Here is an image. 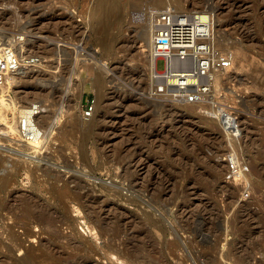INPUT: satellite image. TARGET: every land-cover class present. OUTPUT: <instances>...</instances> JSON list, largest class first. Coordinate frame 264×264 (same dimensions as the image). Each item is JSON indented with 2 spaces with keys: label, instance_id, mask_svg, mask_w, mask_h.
Wrapping results in <instances>:
<instances>
[{
  "label": "rangeland",
  "instance_id": "obj_1",
  "mask_svg": "<svg viewBox=\"0 0 264 264\" xmlns=\"http://www.w3.org/2000/svg\"><path fill=\"white\" fill-rule=\"evenodd\" d=\"M176 2L160 6L211 11L216 48L236 56L217 101L239 115V135L208 104L150 95L156 65L146 33L160 0H0V30L19 35L36 61L0 129V264H86L76 257L95 247L91 264H264V0ZM26 108L38 112L36 125L48 122L27 142L14 117ZM103 124L113 131L102 133ZM129 161L136 173L126 177ZM76 180L104 206L100 218L87 215L93 202L67 209L59 199ZM43 209L57 216L53 227L34 218Z\"/></svg>",
  "mask_w": 264,
  "mask_h": 264
},
{
  "label": "built area",
  "instance_id": "obj_2",
  "mask_svg": "<svg viewBox=\"0 0 264 264\" xmlns=\"http://www.w3.org/2000/svg\"><path fill=\"white\" fill-rule=\"evenodd\" d=\"M215 28L214 14L209 10L179 12L169 6L152 14L150 53L156 63L155 73L151 76L152 97L174 104L203 102L209 105V111H218L223 104L217 100L226 94L221 91L220 84L226 80L225 74L231 72L221 65L215 67ZM17 36L19 38L7 36L0 30V129L5 127L3 114L14 89L20 84L22 72L27 65L36 62L34 57L25 55L23 42ZM158 60L164 61L162 71L157 68ZM211 112L209 115L218 120ZM17 113L18 136L31 139L35 130L24 122L21 125ZM221 119L227 129L240 134L236 111L231 109ZM261 252H264V240Z\"/></svg>",
  "mask_w": 264,
  "mask_h": 264
},
{
  "label": "bare ground",
  "instance_id": "obj_3",
  "mask_svg": "<svg viewBox=\"0 0 264 264\" xmlns=\"http://www.w3.org/2000/svg\"><path fill=\"white\" fill-rule=\"evenodd\" d=\"M177 2V4L178 5H180V6H182V4L181 3H183V0H176ZM233 1V2H232ZM161 2H162V0H160V3H159V6H160V4H161ZM227 2H228V4H229V6L231 7V8H236L237 7V4L238 3H236L237 2V0L235 1V0H227ZM174 3V2H173ZM162 5H164V4H162ZM162 5L160 6V7H162ZM165 5H168V4H166V2H165ZM184 5V4H183ZM157 7V6H156ZM156 7H155V9H156ZM160 7L156 10V11H158V10H160ZM168 7V6H167ZM185 7V6H184ZM162 8H164V7H162ZM166 8V7H165ZM178 11V10H177ZM181 12V11H180ZM53 18H55V17H53ZM51 19V18H50ZM150 28L147 30V33H146V37L149 35V37H148V39L150 38V44H149V46H151V40H152V21L150 22ZM246 24V23H245ZM254 26V25H253ZM252 26V27H253ZM142 27H143V25H142ZM247 27V26H246ZM250 27V28H249ZM247 29H249V30H251V26H249ZM246 30V29H245ZM253 30V29H252ZM264 30V29H263ZM241 31V30H240ZM247 32H249V31H247ZM250 33V32H249ZM216 34H217V32H215V42H214V55H213V58H214V64H215V67H216V65H221L222 67H225V69L226 70H228V69H230L232 66H233V63H234V61H235V58L234 57H236V56H232L231 54H229V53H226V52H222L221 51V47L220 48H216V42H217V39H218V37L216 36ZM17 38H19L18 36H16ZM247 39H248V37H247ZM257 41H258V39H257ZM256 41V42H257ZM261 41V40H260ZM148 42V43H149ZM41 43V42H40ZM44 43V42H43ZM22 44V43H21ZM28 44V43H27ZM259 44H264L263 42L261 43V42H259ZM258 44V45H259ZM147 45V44H146ZM222 45V44H221ZM220 46V45H219ZM261 46V45H260ZM263 46V45H262ZM264 47V46H263ZM150 48V47H149ZM146 50V49H145ZM149 50V49H148ZM146 52H148V51H146ZM149 52H150V50H149ZM150 55L153 57V55L150 53ZM150 59V58H149ZM155 60V59H154ZM152 62V61H151ZM35 62H32V63H30L29 65H33ZM234 64H236V61H235V63ZM155 65H156V63H155ZM28 66V65H27ZM155 68H156V66H155ZM32 71V70H31ZM229 71V70H228ZM230 72H231V70H230ZM42 73H43V71H42ZM154 73H155V69H154ZM154 73H153V75H154ZM25 74V73H24ZM44 74H45V72H44ZM44 74H41L40 72H38V73H36V72H30V73H26L25 75H24V77H27V78H30V77H34V76H36V77H39V75H44ZM227 74V73H226ZM229 75V74H228ZM45 76V75H44ZM235 76V75H234ZM22 79V78H21ZM230 82V81H229ZM224 83V82H223ZM229 86V85H228ZM257 97V96H256ZM255 97V98H256ZM254 99V98H253ZM259 99L261 100V99H264L263 98V96H260L259 97ZM255 100V99H254ZM258 100V99H257ZM259 100V101H260ZM259 103V102H258ZM257 103V104H258ZM110 103H108L107 102V104L106 105H109ZM201 102H199L198 104H195V105H199V106H201ZM204 104V103H203ZM253 104V103H252ZM263 104V101H261V105ZM189 105V104H188ZM224 105V104H223ZM227 105V104H226ZM206 106V105H205ZM203 106H201V108H202ZM226 107V106H225ZM252 107V106H251ZM7 108H9L8 106H7ZM229 108V107H228ZM264 108V107H263ZM27 109V112H29V113H24V114H21V119H20V123H21V125H22V123L24 122L25 123V125H27V124H29V128H31V129H33V130H35V132H34V134H33V136H32V138L31 139H29V138H25V137H21V139L23 140V141H32V140H34L35 139V137L37 136V132H39L40 131V128L42 129L43 127L44 128H46L45 127V125L48 123H43V124H39V125H36L35 124V122H36V120H35V116H36V114L38 113V112H36V110L33 108V109H31V108H26ZM25 109V110H26ZM207 109V108H206ZM226 109V108H225ZM225 109L224 108H219L218 109V111L216 110L215 112H211V111H209V112H211V113H213V114H215L214 115V117H219V116H221L224 112H225ZM209 110V109H208ZM228 111V110H227ZM7 114V113H6ZM9 114L10 113H8V116H9ZM220 114V115H219ZM226 114H229L228 112L226 113ZM6 116V118H7V115H5ZM15 117V116H14ZM10 118H12L11 117V115H10ZM105 120H107V119H102V122H104ZM14 121H15V119H14ZM221 121H222V119H221ZM221 121H219V122H221ZM16 122V121H15ZM52 122V121H51ZM106 122V121H105ZM54 123V122H53ZM76 123V122H75ZM222 123V122H221ZM49 125V124H48ZM71 125V124H70ZM74 125H77V124H73L72 125V127H70V128H74L75 126ZM104 126H101L100 127V131L102 132V133H106L107 131H113V129L111 128V127H108V126H106L105 124H103ZM66 126H68V124L66 125ZM65 126V127H66ZM27 127V126H26ZM43 128V129H44ZM68 128V127H67ZM66 128V129H67ZM61 129V128H60ZM39 130V131H38ZM55 130H57L56 128H55ZM68 130V129H67ZM72 130V129H71ZM54 131V130H53ZM51 132V134H53L54 132ZM235 131V130H234ZM57 132V131H56ZM50 134V133H49ZM55 134V133H54ZM40 135H42V133H41V131H40ZM59 136V135H58ZM56 138V137H55ZM102 140H104V138H102ZM119 161H120V159H119ZM19 165V164H18ZM130 165H132V162L131 161H129L128 163H127V166L125 167V172H124V176H130V175H133L134 173H136V171L135 170H133L134 172L133 173H131V166ZM69 167V166H68ZM253 167H255V169L256 168H258V166H253ZM52 170V169H51ZM256 170H259V169H256ZM55 173V172H54ZM51 176H53L54 178L55 177H57V174L55 175V174H52ZM52 177V178H53ZM74 177V176H73ZM58 179H59V177H58ZM79 179V178H78ZM70 181V180H69ZM71 181H72V179H71ZM75 181V180H74ZM81 181V180H80ZM79 180H76V188H69V187H65V188H61V189H59V190H61V191H59L60 193H59V199L61 198V200L64 202V205H66L65 207H67V201H69V202H83V203H92L93 202V199L95 200H97V198H95V196H93L92 195V193H93V191H92V193H91V191H89V192H86V191H88V190H86L83 194L82 193H80L79 191H80V189L79 188H84V187H86V185H84L83 183H81ZM64 183H65V181H64ZM69 182L67 181L66 182V184H68ZM69 185V184H68ZM75 186V185H74ZM91 190V189H90ZM99 200V199H98ZM38 201V200H37ZM172 201V200H171ZM177 201V200H176ZM175 201V202H176ZM77 202V203H78ZM97 202V203H96ZM98 202L99 201H95V202H93L94 203V205H93V207H92V209H91V211L89 212V214H87V215H89L90 216V218H96V219H98V218H100L101 217V213H102V211H103V209H104V206L103 205H99L98 204ZM90 203V204H91ZM92 203V204H93ZM100 204H101V202H99ZM176 203H178V202H176ZM112 205V204H111ZM33 206H38V202H33V203H29V204H27L26 205V213H30V212H33L35 209H36V207L35 208H33ZM6 207V204L4 205V207L2 206L1 208L2 209H4ZM9 207V206H8ZM68 207H69V205H68ZM68 207H67V209H68ZM7 208V207H6ZM40 211V210H39ZM38 211V212H39ZM44 211V212H43ZM42 212V213H41ZM114 214V213H113ZM38 216V217H37ZM37 216L36 217H34V218H38V219H36L38 222V224L40 225V226H43V224H47L49 227H53L54 226V222H55V220L57 219L56 217H55V215L54 214H52L51 212L50 213H48L47 212V210H45V209H43L42 211H40V213H39V215L37 214ZM113 216V215H112ZM121 215H117V213H116V217L119 219V221L121 220V217H120ZM116 218V219H117ZM31 219H32V217H31ZM64 219V218H63ZM62 219V220H63ZM124 219V218H123ZM103 221V220H102ZM118 221V222H119ZM64 222H66L65 220H64ZM100 223V222H99ZM120 223V222H119ZM102 224V223H101ZM104 225V224H103ZM102 225V226H103ZM45 227H47V226H45ZM48 227V228H49ZM91 227H93V226H91ZM245 227L246 228H244V230H246L247 232H249V231H251V229H250V227H248V223H246L245 224ZM40 228V227H39ZM42 228V227H41ZM9 230H8V234H9V236H11V238L9 237V239L12 241V239H14V241L17 239V235L14 233V232H12L11 231V228H8ZM49 229H51V228H49ZM92 229H94V227L92 228ZM92 229H91V231H92ZM109 229V228H108ZM252 230H254V228L252 229ZM28 231H29V229H28ZM27 231V232H28ZM30 231H31V229H30ZM120 231V230H119ZM118 230H117V232H119ZM139 231V230H138ZM116 232V234H115V236L116 235H119V233H117ZM55 233H56V231H55ZM57 233H60L61 234V232H59V231H57ZM108 233V232H107ZM121 233V232H120ZM124 233V232H123ZM129 233V232H128ZM139 233H140V231H139ZM7 234V235H8ZM60 234H58V235H60ZM125 234V233H124ZM127 234V233H126ZM29 235V234H28ZM62 235H63V233H62ZM62 235H61V237H62ZM69 235V234H68ZM56 236V235H55ZM65 236H67L66 234H65ZM106 236V235H105ZM124 236V235H123ZM7 237V236H6ZM69 237V236H68ZM111 237V236H110ZM114 237V236H113ZM54 238V237H53ZM56 238V237H55ZM73 238V237H72ZM136 238V237H135ZM114 239V238H113ZM119 239V238H118ZM117 239V240H118ZM18 240V239H17ZM54 240V239H53ZM13 241V242H14ZM50 241V240H49ZM16 242V241H15ZM81 241H79V242H77V243H80ZM112 242V241H111ZM119 242H121V241H119ZM126 242V241H125ZM17 243V242H16ZM22 242H20V244H21ZM82 243H84V242H82ZM117 243V242H116ZM2 244H3V241L2 240H0V246H2ZM15 244V243H14ZM18 244V243H17ZM23 244V243H22ZM4 245V244H3ZM80 245H83V244H80ZM130 245V244H129ZM7 246V245H6ZM14 246V245H13ZM12 246V247H13ZM20 246V245H19ZM23 246V245H22ZM78 246V245H77ZM3 247V246H2ZM14 247H17L16 245L14 246ZM21 247V246H20ZM118 247V246H117ZM117 247H116V245L114 244V245H112V246H110L109 247V250H111V252H113V250H116L117 249ZM1 248V247H0ZM5 248V247H4ZM22 248V247H21ZM79 248V249H78ZM78 250L80 251V250H83V249H80L81 247L80 246H78ZM82 248H84V247H82ZM28 249V248H27ZM128 249H130V248H128ZM132 249V248H131ZM32 250H33V248H32ZM86 250V249H85ZM27 251H29V250H27ZM31 251V250H30ZM29 251V252H30ZM35 251V250H34ZM34 251L32 252V253H30V258L31 259H35V257H36V254H34ZM87 251H89V250H87ZM135 251V250H134ZM137 251V250H136ZM8 252V251H7ZM12 252V251H11ZM81 252V251H80ZM122 252V251H121ZM9 253H10V251H9ZM93 253H94V255L96 256V255H99L101 252L95 247V248H92L89 252H88V254L86 253V254H84V255H81V256H78V257H76L77 258V260L80 262V263H86V264H88V263H93L92 262V257L93 256H91V255H93ZM127 253V252H126ZM8 254V253H7ZM129 254V253H128ZM136 254V253H135ZM3 255H5V254H3ZM28 255H29V253H28ZM130 255V254H129ZM137 255H139V254H137ZM122 256V255H121ZM5 257H6V255H5ZM98 257V256H97ZM126 257V256H125ZM4 258V257H3ZM5 259V258H4ZM3 259V260H4ZM30 259V260H31ZM119 259V258H118ZM6 260V259H5ZM142 260H144V259H142ZM32 261V260H31ZM94 261V260H93ZM140 262H142V261H140ZM145 263V262H144Z\"/></svg>",
  "mask_w": 264,
  "mask_h": 264
}]
</instances>
